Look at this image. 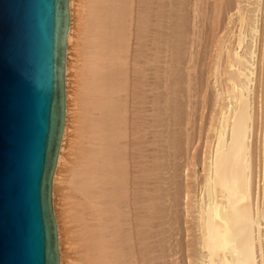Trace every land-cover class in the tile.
Listing matches in <instances>:
<instances>
[{
	"label": "bare ground",
	"instance_id": "6f19581e",
	"mask_svg": "<svg viewBox=\"0 0 264 264\" xmlns=\"http://www.w3.org/2000/svg\"><path fill=\"white\" fill-rule=\"evenodd\" d=\"M85 1L69 5L60 264L70 224L71 264H264V0Z\"/></svg>",
	"mask_w": 264,
	"mask_h": 264
},
{
	"label": "water",
	"instance_id": "95a60500",
	"mask_svg": "<svg viewBox=\"0 0 264 264\" xmlns=\"http://www.w3.org/2000/svg\"><path fill=\"white\" fill-rule=\"evenodd\" d=\"M70 0H0V264H60Z\"/></svg>",
	"mask_w": 264,
	"mask_h": 264
},
{
	"label": "rangeland",
	"instance_id": "374dc122",
	"mask_svg": "<svg viewBox=\"0 0 264 264\" xmlns=\"http://www.w3.org/2000/svg\"><path fill=\"white\" fill-rule=\"evenodd\" d=\"M82 1V4H81V6H82V9L83 10H87L85 7H86V3H87V1H85V0H81ZM85 11H84V13H85ZM84 15V14H83ZM76 121V119H74V122ZM76 123V125L74 126L73 125V131H72V135L70 136V141H72L71 143H70V141L68 140V145H69V143L71 144V146L69 145V146H67V150H66V154H65V156H67L66 157V164H65V166H64V173L62 174V176H61V178H63L62 180H61V183H62V185H60V189H59V198L60 199H63V202H65V200H69V202L71 201V199L70 198H72L73 197V192H72V190H70V186L68 185V183H66V181H67V177L69 176V169H71V168H73V166L74 165H72V164H74V160H75V150H76V146H75V144H77V140H76V138H77V121L75 122ZM74 123V124H75ZM74 134V135H73ZM73 136V137H72ZM73 139V140H72ZM69 148H71V149H69ZM68 153V154H67ZM69 163V164H68ZM71 167V168H70ZM67 171H68V173H67ZM64 178H65V180H64ZM65 181V182H64ZM68 185V186H67ZM66 187V188H65ZM68 192V193H67ZM73 193V194H72ZM67 198V199H66ZM67 202V201H66ZM64 203V205H66L67 203ZM69 209H67L66 207L63 209V211H62V213L64 212V213H67L66 211H68ZM69 212V211H68ZM68 214V213H67ZM67 217L69 218V216L67 215ZM70 224V221H69V219H68V221H67V224ZM67 227H68V230H67V239L65 238V241H66V245H67V247H65V249H66V258H67V262H68V264H71V262L74 260H76L77 259V257H78V252H79V250H78V248H76V249H74V246H73V248L71 247L72 246V244H74V241L73 240H71V239H73L74 237H72V236H74V234H73V230L71 229L72 228V225L70 224V225H67ZM73 231V232H72ZM69 233H71V237L72 238H70V237H68L70 234ZM73 234V235H72ZM70 240V241H69ZM73 241V242H72ZM71 243V244H70ZM72 248V249H71ZM74 249V250H73ZM78 250V251H77ZM77 252V253H76ZM75 256H76V258H75ZM73 261V262H74Z\"/></svg>",
	"mask_w": 264,
	"mask_h": 264
}]
</instances>
